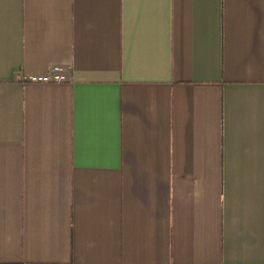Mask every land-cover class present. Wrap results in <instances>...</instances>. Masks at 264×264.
<instances>
[{
  "label": "crops",
  "instance_id": "1",
  "mask_svg": "<svg viewBox=\"0 0 264 264\" xmlns=\"http://www.w3.org/2000/svg\"><path fill=\"white\" fill-rule=\"evenodd\" d=\"M0 264H264V0H0Z\"/></svg>",
  "mask_w": 264,
  "mask_h": 264
},
{
  "label": "built area",
  "instance_id": "2",
  "mask_svg": "<svg viewBox=\"0 0 264 264\" xmlns=\"http://www.w3.org/2000/svg\"><path fill=\"white\" fill-rule=\"evenodd\" d=\"M19 80L28 83H62L70 82L71 68L66 65H53L47 73L43 74H23Z\"/></svg>",
  "mask_w": 264,
  "mask_h": 264
}]
</instances>
